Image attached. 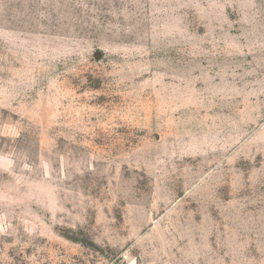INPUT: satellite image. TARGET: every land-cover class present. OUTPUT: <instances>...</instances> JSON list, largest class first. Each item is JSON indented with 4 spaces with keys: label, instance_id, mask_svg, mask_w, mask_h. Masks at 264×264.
I'll use <instances>...</instances> for the list:
<instances>
[{
    "label": "rangeland",
    "instance_id": "rangeland-1",
    "mask_svg": "<svg viewBox=\"0 0 264 264\" xmlns=\"http://www.w3.org/2000/svg\"><path fill=\"white\" fill-rule=\"evenodd\" d=\"M0 264H264V0H0Z\"/></svg>",
    "mask_w": 264,
    "mask_h": 264
}]
</instances>
